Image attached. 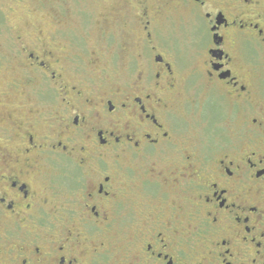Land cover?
<instances>
[{"label": "flooded vegetation", "instance_id": "obj_1", "mask_svg": "<svg viewBox=\"0 0 264 264\" xmlns=\"http://www.w3.org/2000/svg\"><path fill=\"white\" fill-rule=\"evenodd\" d=\"M110 3L3 56L0 264H264V0Z\"/></svg>", "mask_w": 264, "mask_h": 264}, {"label": "rangeland", "instance_id": "obj_2", "mask_svg": "<svg viewBox=\"0 0 264 264\" xmlns=\"http://www.w3.org/2000/svg\"><path fill=\"white\" fill-rule=\"evenodd\" d=\"M110 5V0H0V65L10 63L3 56L17 49L18 36L38 32L71 43L74 58L88 63L86 51H81L100 45L99 24ZM200 132V126L192 122L189 142L199 141Z\"/></svg>", "mask_w": 264, "mask_h": 264}]
</instances>
